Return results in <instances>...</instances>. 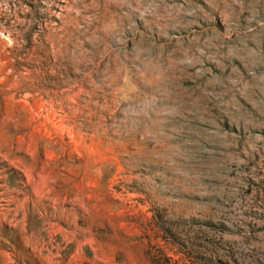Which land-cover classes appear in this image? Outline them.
<instances>
[{
  "label": "rangeland",
  "instance_id": "1",
  "mask_svg": "<svg viewBox=\"0 0 264 264\" xmlns=\"http://www.w3.org/2000/svg\"><path fill=\"white\" fill-rule=\"evenodd\" d=\"M0 264H264V0H0Z\"/></svg>",
  "mask_w": 264,
  "mask_h": 264
}]
</instances>
